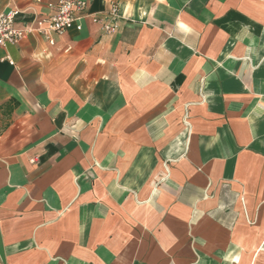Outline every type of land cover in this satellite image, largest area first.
<instances>
[{
    "label": "crops",
    "instance_id": "obj_1",
    "mask_svg": "<svg viewBox=\"0 0 264 264\" xmlns=\"http://www.w3.org/2000/svg\"><path fill=\"white\" fill-rule=\"evenodd\" d=\"M82 23L0 47V264H264V0Z\"/></svg>",
    "mask_w": 264,
    "mask_h": 264
},
{
    "label": "built area",
    "instance_id": "obj_2",
    "mask_svg": "<svg viewBox=\"0 0 264 264\" xmlns=\"http://www.w3.org/2000/svg\"><path fill=\"white\" fill-rule=\"evenodd\" d=\"M92 2L93 0H58L55 3H50L49 6L54 10L53 14L38 20V26L26 28L16 26L22 13L21 8L14 4L10 5L0 11V47L19 43L34 31L42 33L51 45H55V36H61L72 28L79 31L83 29L82 19L87 15V7ZM120 16L119 4L111 2L106 20L101 21V18L94 16V21L100 22L104 31L112 33L118 29Z\"/></svg>",
    "mask_w": 264,
    "mask_h": 264
},
{
    "label": "rangeland",
    "instance_id": "obj_3",
    "mask_svg": "<svg viewBox=\"0 0 264 264\" xmlns=\"http://www.w3.org/2000/svg\"><path fill=\"white\" fill-rule=\"evenodd\" d=\"M233 251V250H232Z\"/></svg>",
    "mask_w": 264,
    "mask_h": 264
}]
</instances>
